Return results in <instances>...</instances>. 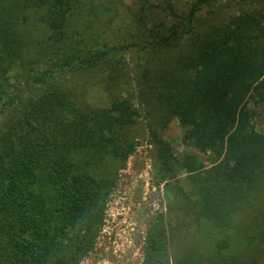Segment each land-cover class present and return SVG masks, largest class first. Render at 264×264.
<instances>
[{
	"label": "trees",
	"instance_id": "obj_1",
	"mask_svg": "<svg viewBox=\"0 0 264 264\" xmlns=\"http://www.w3.org/2000/svg\"><path fill=\"white\" fill-rule=\"evenodd\" d=\"M153 1L0 0V264H81L141 127L173 206L144 264H264V0Z\"/></svg>",
	"mask_w": 264,
	"mask_h": 264
},
{
	"label": "rangeland",
	"instance_id": "obj_2",
	"mask_svg": "<svg viewBox=\"0 0 264 264\" xmlns=\"http://www.w3.org/2000/svg\"><path fill=\"white\" fill-rule=\"evenodd\" d=\"M96 6L99 0H84ZM133 8V2H128ZM167 3L175 5L178 13L189 9V0H154L152 6L156 13H163ZM227 5V0L219 4ZM235 3L225 10L226 17L237 13ZM264 8V3H260ZM99 24V20L95 22ZM97 98V95H94ZM250 109L255 110L254 126L258 134H264V111L253 102ZM141 127V133L136 147L127 159L123 169L119 171L115 185L107 199L103 230L98 237L92 252L81 264H144L145 237L152 219L164 213L172 216L171 198L166 193L164 175L160 172V164L154 146ZM174 155L180 160L185 154L194 155L202 161L205 167L211 165L207 155L199 154L183 142V131L177 120L173 121L165 133ZM186 171H181L179 178L187 177Z\"/></svg>",
	"mask_w": 264,
	"mask_h": 264
}]
</instances>
